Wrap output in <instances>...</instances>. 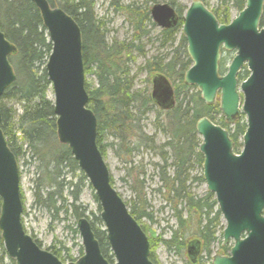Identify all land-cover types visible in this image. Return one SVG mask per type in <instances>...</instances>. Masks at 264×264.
<instances>
[{
    "label": "water",
    "instance_id": "1",
    "mask_svg": "<svg viewBox=\"0 0 264 264\" xmlns=\"http://www.w3.org/2000/svg\"><path fill=\"white\" fill-rule=\"evenodd\" d=\"M30 1L38 9L52 48L44 70L53 91L57 139L68 147L93 189L114 261L104 259L84 217L76 225L84 252L65 264H155L149 259L148 238L111 185L108 166L96 143L97 122L87 108L79 26L46 0ZM243 1L244 8L236 17L220 24L201 1L192 0L185 9L181 30L192 64L183 74L184 84L197 86L206 104L213 103L218 94L221 115L228 123L237 121L241 114L246 118L239 153L233 151L227 131L206 117L198 119L195 126L202 138L198 149L203 154L206 190L215 195L226 223L223 243L232 239L234 244L229 255H215L211 264H264V27L259 24L264 0ZM149 12L160 27L178 22L176 11L167 3L154 4ZM220 49L235 51L224 75L217 72ZM14 51L0 29V97L15 79L8 61ZM243 66L249 76L238 81ZM151 87L153 104L162 109L174 106L173 87L166 76L154 74ZM19 183L16 159L0 128V234L4 251L14 264H64L25 233ZM187 242L186 257L194 264L201 251L200 241L193 238Z\"/></svg>",
    "mask_w": 264,
    "mask_h": 264
},
{
    "label": "trees",
    "instance_id": "2",
    "mask_svg": "<svg viewBox=\"0 0 264 264\" xmlns=\"http://www.w3.org/2000/svg\"><path fill=\"white\" fill-rule=\"evenodd\" d=\"M46 1L51 7H58L70 15L79 26L84 74L85 76L94 75L97 79L96 87L85 80L84 88L88 95L87 108L93 112L97 122L98 149L104 157L105 148L110 147L123 163L130 165L125 172L130 179L129 185L134 195L129 205V212L137 222L141 218L149 220L151 217L145 213L146 200L143 195L144 173L139 166L131 163V156L138 151L139 147H148L153 151L156 149L153 137L145 134L138 123L140 121L138 118L154 109V104L149 94L135 93L132 88L128 63L132 60L131 54L136 46L132 43L127 45L123 42L118 44L116 41H107L101 20L93 13L92 1ZM199 1L206 6L207 0ZM220 1L224 3L226 0ZM228 1H231V7L238 11L244 8L243 0ZM118 8L124 10L116 5L117 10ZM149 8L146 5L142 12L147 15ZM176 10L180 16L179 25H181L183 10L178 8ZM228 10L218 6L212 11L219 23H226L230 20ZM128 11L133 20L138 19L137 25L138 22L141 23L142 12H138V9ZM260 17V26H264V1ZM135 28L138 31V26ZM0 29L5 39L15 47V51L8 56L15 79L0 97V128L3 137L6 138L7 146L17 163L26 155L34 160L35 179L32 188L34 204L46 210L53 219H58L59 215L63 214V217L67 215V218L76 222L81 217H87L86 208L79 203V195L88 184L68 147L57 139L53 102L48 99L46 92L50 82L44 70L52 48L38 9L30 0H0ZM173 32L174 29L163 31V41L168 42ZM142 33L146 35L144 31ZM142 35L139 33V36H136L137 39H140ZM189 63L185 53L184 61L174 56L167 61L146 62L144 69L149 76L154 72L167 75L178 87L179 93L184 92L185 95L191 88L183 83V73L189 67ZM219 71V73L225 71L223 59ZM247 75L248 72L245 70L240 71L239 79H244ZM192 88L195 94L186 96L185 102L178 100V90L175 89L174 108L165 112L156 110L154 128L161 131L167 140L159 145L162 164L159 165L158 170L162 172L159 180L165 188L167 203L172 204L170 208L178 226L171 233L169 243L173 242L185 247L187 240L198 237L202 240L203 250L208 251V243L215 238L217 225L215 219L220 213L217 210L212 213V207L216 202L210 193L197 198L189 193L185 181L190 164L197 162L200 165L202 162L201 154L196 153L198 139H196L194 125L202 116L216 119L218 105L216 103L205 105L199 92L195 90V87ZM5 99L18 104V114L13 109H8L6 104H2ZM244 129L243 122L235 123L234 131L230 135L235 150L239 148L235 141L242 135ZM105 136H108L111 142L103 143L102 140H106ZM167 155L171 159L168 164L172 170L170 177L165 172L168 166ZM110 181L113 185L112 177ZM92 197L97 203L98 215L93 218V222H90L91 229L95 240L98 241L102 256L106 261L113 262L106 232L99 218L100 208L96 197L94 195ZM125 205L128 206L127 201ZM180 229H182L181 232ZM71 230L78 234L75 227ZM35 242L41 246L36 240ZM151 243L152 240L149 241V245ZM164 243L167 242L164 241ZM47 250L54 253L60 261H65L59 249L50 247ZM1 253L4 255L3 249ZM66 257L69 261H74L68 255ZM149 259L155 263L151 253ZM11 262L13 264L12 260Z\"/></svg>",
    "mask_w": 264,
    "mask_h": 264
},
{
    "label": "rangeland",
    "instance_id": "3",
    "mask_svg": "<svg viewBox=\"0 0 264 264\" xmlns=\"http://www.w3.org/2000/svg\"><path fill=\"white\" fill-rule=\"evenodd\" d=\"M93 4V13L97 16L100 20L103 21L105 24V30L107 35V41L112 42L116 41L118 44L119 42H130L136 47L133 49V53L131 54V62L128 63L130 68V77L132 80V88L135 93L143 94L146 92L147 94L150 93V76L145 71L144 65L146 62H151L152 57L155 56H167L170 57L173 52V49L178 46L177 43V35L176 41L171 45L170 43L165 44L162 46V38L160 34V29L147 21H144L143 27L144 28L140 31H137L135 25L133 23H129L125 19L124 12L128 13V10L138 9V12L144 10L146 5L150 6L152 4L149 0H90ZM163 3H174L175 8L179 10H185L187 6L192 2V0H157ZM116 5L120 7V9L124 8V12L122 10L116 9ZM220 6L221 9H229V22L233 20L234 17L238 14V10L231 7V1L226 0L224 3L220 0H207L206 8L209 9L211 12L214 8ZM128 10H125V9ZM186 11V10H185ZM184 11V12H185ZM241 11V10H240ZM129 14V13H128ZM262 14V13H261ZM228 21L226 23H229ZM223 23V24H226ZM260 24V21H259ZM139 27V28H140ZM264 27V26H263ZM138 28V29H139ZM179 29V28H178ZM146 35L140 37V39L136 40L135 35L143 34V31ZM142 31V32H141ZM177 34H180V31H176ZM182 50V49H180ZM181 53V52H179ZM235 51H227L223 52L222 59L224 62L225 71L219 73L220 75L226 74L228 65L230 64L231 58L234 56ZM181 58V56H180ZM182 61H184L182 56ZM191 65V64H190ZM191 67V66H189ZM188 67V68H189ZM187 68V69H188ZM186 69V70H187ZM247 71L246 66H243L239 70ZM185 73V72H184ZM238 74V81H242L249 76L248 75L244 79H239ZM87 83H91L93 87L97 85V79L95 76L88 75L85 76ZM184 83V82H183ZM185 85V84H184ZM187 85V84H186ZM174 88L178 90V87L175 86L173 83ZM191 86V85H188ZM195 90L198 91L197 86H194ZM47 97L49 100L52 101L53 99V91L51 90V86L47 88ZM199 92V91H198ZM194 95V88L188 89L186 94L184 92L178 93L179 101L185 102V97H189L188 95ZM200 95V93H199ZM242 97V95L240 94ZM201 97V95H200ZM202 99V97H201ZM203 101V99H202ZM203 103L207 105L204 101ZM218 105V113L216 115L215 124L216 126H220L219 119L224 120L225 126L227 127L225 130L228 133V137H230L231 133L234 131L235 123L239 121L241 124L244 123L245 126V116L241 114V117L234 123H228L225 118L221 115L220 108H219V95L212 104ZM2 104H6V107L9 109H13L18 114V104H13L11 101L3 100ZM154 109L149 110L142 116L138 118L140 121L139 126L143 132L149 136L153 137V141L155 144L156 149L153 151L148 147H139L138 151L135 152L131 156V163L133 165L139 166V168L144 173V188H143V195L145 197V213L149 214L151 219L141 218L138 223L141 227H143L144 233L146 238H148V242L152 240L151 245H149L150 253L155 259V264H190L188 262V258L185 257V247L184 245L180 246L177 243H169L171 239V233L178 228L177 221L175 220V215L173 214L172 209L170 206L172 204L167 203L165 188L162 187V183L160 182V174L158 167L162 164L161 162V155L159 151V145L164 143L166 140L165 135L159 131L155 130L154 128V117L156 110L155 106ZM224 129V128H223ZM246 129V126H245ZM244 129V130H245ZM244 132V131H243ZM242 136V135H241ZM239 137L235 143L239 147L238 150L234 148L233 142V151L239 153L242 150V137ZM106 140H102V142L107 143L111 142V139L108 136H105ZM200 138V137H199ZM202 141V138H200ZM233 141V140H232ZM197 143V141H196ZM200 144V143H199ZM199 147V146H198ZM196 148V153H197ZM200 150V149H199ZM104 160L105 163L108 165L109 173L113 180L114 188L117 190L118 194L122 197L123 201L128 204V209L131 201L134 198L132 188L130 187V179L127 178L125 172L126 168H129V164L123 163L115 153H113L110 147L105 148L104 150ZM171 159L167 155V165L171 162ZM203 164V163H202ZM19 169V190L21 192V200L23 202V214L21 217V222H23V228L25 233L32 236L34 240L41 244V248H54L59 249L61 252L62 257H64V262H74L69 261L67 259V255L72 259H77L83 254L82 244L80 241V237L78 234L73 232L75 227L74 220L71 218H67V215L63 217L59 215L58 219H53L46 210L39 208L37 205L34 204L32 200V192H33V180L35 179V168H34V160L30 158L28 155L25 156L24 159H20L19 163H17ZM187 179L185 186L188 188L189 193H192L195 197L201 198L205 196L207 193H210L206 190V183L203 179V171L201 164L198 165L197 162H193L190 164L189 169L187 170ZM166 175L171 176V167L168 165L166 170ZM212 199L215 201V195L210 193ZM94 192L91 187L85 186L82 192L79 195L80 198V205L86 208L85 215L93 222V218L98 215V211L96 208L97 203L95 202L94 198L92 197ZM211 202V201H210ZM217 210L218 205L217 202L212 207V213ZM219 212V211H218ZM213 216V215H212ZM211 216V217H212ZM216 228H215V238L214 241L208 243V251L204 250L199 256V260L197 264H211L212 259L215 255L226 256L229 255L230 249L232 248L233 240L229 239L225 244L223 243V231L226 226L225 220H223L221 214L219 217H216ZM97 226V225H96ZM182 229H180L181 232ZM195 234V233H194ZM196 235V234H195ZM191 236V235H189ZM245 235H242L244 237ZM188 237V236H187ZM185 237V238H187ZM167 242L166 244L164 243ZM186 245V243H185ZM4 250L1 234H0V258L2 264H12L11 260L8 258L6 254L2 255L1 250ZM50 251V250H49Z\"/></svg>",
    "mask_w": 264,
    "mask_h": 264
},
{
    "label": "flooded vegetation",
    "instance_id": "4",
    "mask_svg": "<svg viewBox=\"0 0 264 264\" xmlns=\"http://www.w3.org/2000/svg\"><path fill=\"white\" fill-rule=\"evenodd\" d=\"M157 1V0H156ZM157 3H159V1H157L156 3H152L149 7L151 8L154 4H157ZM162 3V2H161ZM169 6H172L173 7V9H174V11H176V13H177V17H178V19H177V24H175V25H172L171 27H163V26H159L153 19H152V17H151V13L149 12L150 11V8H149V10L147 11L148 13H147V15H145L142 11V13H141V17L143 18L142 19V21H141V23L140 22H138L139 24L137 25L136 24V22L138 21V19L136 18V19H132V16L130 15V14H127L126 12H124V11H122V12H124V14H125V19L129 22V23H133L135 26H138V28L140 27V25H142V27H143V22L144 21H147V22H151L150 23V25L152 24L153 25V23L155 24V26L156 27H158L159 29H160V34H161V38H162V46H164L165 44H167V43H170L171 45H173V43L176 41V35H177V43H178V46L176 47V48H174L173 49V52L171 53L172 55L170 56V57H167V56H163V57H159V56H155V57H152V61H157V60H163V61H167V60H170V58H172V57H174V56H176L177 58H180V56H181V58H182V56H183V60H185V53L187 54V56H188V58H189V61H190V63L189 64H191V59H190V57H189V55H188V53L186 52V47H187V42H186V39H185V37H184V35H183V33L181 32V30H182V25H183V19H182V24L181 25H179V19H180V16H179V14H178V12H177V10H176V8H175V5H174V3L171 1V3H167ZM204 4V3H203ZM205 5V4H204ZM125 10H128L127 8L125 9ZM133 10H135V9H133ZM137 10V9H136ZM263 11V10H262ZM183 14V13H182ZM214 15V14H213ZM215 17V16H214ZM182 18V17H181ZM216 18V17H215ZM144 20V21H143ZM153 22V23H152ZM101 25L103 26L102 28H103V30H105L104 28H105V24L103 23V21L101 20ZM142 27H140V28H142ZM179 28V29H178ZM144 29V28H143ZM174 29V32H173V35H172V37H171V39L169 38V41L168 42H164L163 40H164V35H163V31H165V30H173ZM141 29H138V31H140ZM143 31V30H142ZM176 31H180V34H177L176 33ZM104 34L106 35V31H104ZM135 36H139V35H135ZM143 36V35H142ZM141 36V37H142ZM106 37H107V35H106ZM136 40H138L137 38H136ZM165 40H166V38H165ZM122 42V41H121ZM164 42V43H163ZM120 43V42H119ZM123 43H125V44H130V43H132V41H130V42H128V43H126V42H123ZM133 44V43H132ZM136 46V45H135ZM180 49H182V50H180ZM220 51V57H219V60H218V71L217 72H220L219 71V68H220V65H221V61H222V54H223V52H227V51H224V50H222V49H220L219 50ZM179 52H181V53H179ZM183 52H185V53H183ZM230 52V51H229ZM151 61V62H152ZM192 65V64H191ZM191 65H189V66H191ZM154 74H161L162 76H166V78L168 79V81L170 82V84H171V86L173 87V97H175V89L176 88H174V86H173V82L168 78V76L167 75H165V74H163V73H161V72H154L153 73V75ZM184 74V73H183ZM153 75H150V87H151V79H152V77H153ZM183 77H184V75H183ZM192 87H194V86H192ZM152 88V87H151ZM149 95H150V93H149ZM175 104H176V97H175V102H174V106H175ZM208 105V104H207ZM154 106L156 107V108H158L160 111H162V112H165V111H167V110H171V109H173L174 108V106L172 107V108H170V109H162V108H159L156 104H154ZM202 117H205V116H202ZM208 120H210L214 125H216L215 124V119H212V118H208V117H206ZM219 121V123H220V126L218 125V127H222V128H224V129H226L227 127L225 126V123H224V120H218ZM197 123V122H196ZM196 123H195V125H194V128H195V126H196ZM195 134H196V139H198V146H199V143L201 142V140H200V135H198V133H197V130H196V128H195ZM231 138V137H230ZM199 147H197V149H198ZM197 153H200L201 154V156H202V162L200 163L201 164V167H202V163L204 162V160H203V154L200 152V150L198 149L197 150ZM172 171V170H171ZM88 221H89V223H90V220L86 217V216H84ZM84 217H81V218H84ZM78 221V220H77ZM77 221H76V223H77ZM76 223H75V226H76ZM90 225H91V223H90ZM76 228V227H75ZM77 230V229H76ZM193 238H196V239H198L199 241H200V246H201V251H200V253L198 254V256H197V261L194 263V264H197L198 263V260H199V256L201 255V253L202 252H204V250H203V246H202V240L200 239V238H198V237H193ZM193 238H191V239H189V240H192ZM189 240H187V241H189ZM186 241V242H187ZM188 243V242H187ZM187 243H186V245H187ZM186 245H185V247H186ZM187 248V247H186ZM186 248H185V255H186ZM47 250V249H46ZM47 251H49V250H47ZM50 252V251H49ZM51 253V252H50ZM4 254H6L5 252H4ZM9 258V257H8ZM10 259V258H9ZM10 260H12V259H10ZM0 261H1V258H0ZM13 261V260H12ZM188 261H189V259H188ZM190 264H192L191 262H189ZM0 264H2L1 262H0ZM13 264H14V261H13Z\"/></svg>",
    "mask_w": 264,
    "mask_h": 264
}]
</instances>
